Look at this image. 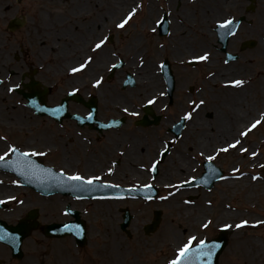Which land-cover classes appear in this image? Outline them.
<instances>
[{
  "label": "rangeland",
  "instance_id": "rangeland-1",
  "mask_svg": "<svg viewBox=\"0 0 264 264\" xmlns=\"http://www.w3.org/2000/svg\"><path fill=\"white\" fill-rule=\"evenodd\" d=\"M36 1L38 0H24L17 6L15 0H0V50L5 48V51H8L10 54L12 53L9 48L15 43L14 35L18 39L21 37L23 40V30L21 33L14 34V32H9L6 29L7 21L15 15V12H22L26 16L27 23L24 31L28 30L33 22L37 24L40 15L46 14L45 11L51 14L61 13L67 16L69 14L70 20H76L77 29L82 30L86 35L84 39L90 40L94 36L90 38L87 36L88 34L85 32L84 28H82L83 24H91L97 20L102 26L106 22L115 24L116 22L118 23V20L123 15L128 14V12L136 8L137 5H140L141 7L137 8L135 15L123 28L124 30L120 31V37L118 36L113 40L114 45L121 43V51L125 48V42L127 40L141 44L145 48L144 58H141L143 64L149 62L151 63V67L152 65L153 67L156 66V62L161 60L163 52L164 55L172 61L173 58L168 56L170 52L167 50L173 45L172 48L176 50L175 58L177 62L179 60L184 61L188 58L198 57L207 52L209 54L208 59L205 61L198 60L196 67H187L185 69L181 66L175 67L174 73L178 80L179 97H175L173 103L174 110L171 108L170 115L173 113L182 114L186 109L193 107L189 104V101H196L198 103L200 100H203L204 104L194 112L191 120L192 122L187 126L185 133H187V130L192 133L195 132L196 135L201 132H204V134L210 132L212 138H209L211 139V146L207 149L203 148V144L200 145L197 142L196 144L188 143L189 141L187 138L181 139L180 143H178V148H180V150L182 148L184 149L181 151L182 154L180 155L187 159L185 169H178L177 175L173 174L171 177H167V173H171L168 169H174L173 167L177 165V163L171 164L170 161H163V164L160 166L161 175L159 174L160 176L157 177L154 182L159 192L158 195L152 199L121 197L117 198L116 202H114L112 199L76 200L72 197L68 198L62 195L40 198L35 193L27 191L25 188H6L8 192H4L5 188L1 187L0 197L11 194L14 195L16 193L14 200L20 202L19 207L13 213H9L8 209H0L1 218L13 222L16 216H22L28 209L35 207L38 209L39 221L41 223L50 221L60 222L70 218L63 212L67 203H70V205L80 211L81 217L85 221L87 231L85 245L77 247L72 237L48 238L42 234L40 229L34 230L31 235L23 241L22 250L24 254L22 259L18 261L14 259L8 260L10 252L8 247L4 246V253L0 255L4 256V264H118L115 259H108V249H103L106 245V241L103 240L105 232L101 222L105 221L103 213L107 211L113 218V226L117 229L118 240L122 242V248L124 249L123 256L126 254V258H122L120 264H168L170 260L176 257L179 248L187 242L189 236L196 237V240L193 242L194 244L198 240L217 235L222 222L221 220H217V217L219 212L225 209L223 206L219 208L215 206L219 196L226 199L225 206H227L228 209L238 214L236 218L237 222L242 219L249 221V225L240 229L238 233H247L246 231H249L254 234V239L258 243L260 253L255 258L244 259L245 257H243L240 251L250 252L251 247H240L237 239H235L236 243H234L232 241L234 238H232V228H226L228 242L220 254L218 264H264V224L253 226L252 223V219L254 218L264 221V173L261 167V165L264 164V118L261 119V123L246 137H240V140L247 141L251 151L258 153L257 156L252 157V159L256 160L251 167L246 166V163H250L252 159L242 161L237 167L244 176L258 177L257 181L259 186L255 192L256 196L249 197L246 195L247 189L243 182L234 189L224 191L223 189L220 190V185H218L220 180L215 182L210 190L203 189L202 187H181L179 189L169 187V185H176L181 181L188 180L190 176L199 175L202 171L201 163L204 159H207L208 156L214 157L212 161L223 170V177H236L237 174L233 173L235 167L232 165L230 153L217 154L215 151L221 144H225L228 139L218 138L217 140L216 137L213 136V129L209 131L205 126L198 127L196 124L201 121L200 119L212 123V119L214 118L212 113L223 112L221 106L224 100L227 99L226 97H233L234 94H236L233 93V91L243 86L235 87L230 82L237 79L243 80L244 75L248 76V80L251 82L247 84L245 89L248 91V101L252 104L261 103V94L258 93L259 81L250 77H260L261 72H264V61L262 60V56H258L261 54L260 45L262 42L264 43V35L261 34L259 22L260 15L263 13V0H255V8L253 10H246V6L241 7L240 12H243L246 19L250 21V25L242 23L236 36L232 38V42L230 41L228 50L231 52L235 51L239 54L238 60L231 63H226L221 53L215 50L213 47L214 45L211 46L210 44L214 42V40L212 41L213 36L211 35V30L215 26V23L226 19L230 15L235 16L233 13L235 0H231L229 5L223 3L213 5L211 7L213 13H211L216 16L211 19L209 23H201L202 16L193 12L194 8L197 6V3H195L196 0H129L125 5L123 0H51V4L47 3V5L40 8L42 11L37 21H35L36 15L34 8L36 7ZM52 2L58 4H53ZM77 3H79V7H75ZM122 5L125 7L122 8ZM148 7L152 8L150 17H148ZM121 8L122 10L118 11ZM72 9L77 10L76 16L70 14ZM163 12L168 14L169 34L166 38H159L151 29ZM236 13L239 12L236 11ZM208 14L206 16H208ZM175 23L181 25L184 32L189 33L187 38L181 39V36L174 35L172 25ZM252 24L255 26L254 32H252ZM37 30H40L38 25L36 29L33 28L32 31L35 40V47L33 49L35 51L40 49L39 41L42 39V37L40 38L37 34ZM71 33H76V31H72ZM69 39L70 38H68V41ZM246 39L254 40L255 44L253 47L239 49L241 40ZM178 41L182 44L180 45ZM163 44L164 46L160 47V45ZM178 46L180 47L179 51H177L176 48ZM5 51L1 53L0 61L4 57ZM213 52L214 57H212ZM75 55L76 54L72 56ZM8 59L12 62L10 58ZM229 65H231V67L227 68ZM222 68L226 70L223 73H218L220 70L222 71ZM210 73L212 75H209ZM216 74L218 78L212 81L211 78ZM146 82L147 81L144 83L146 84ZM144 83L138 87L140 88V92H143L145 87ZM107 87L112 89L115 93L118 91L112 86ZM189 87H192L191 91ZM145 89L149 91L152 90V87ZM150 94L151 92L142 95L140 100L143 101ZM1 95H5L4 92L0 94V114L3 112H16L26 117L27 114L24 113L26 109L15 104L17 97H10L9 102L15 105L9 107V104H5L4 106L1 101V98H3ZM119 96H122V94H119ZM128 97L130 96L128 95ZM57 98L58 97H50V101H55ZM260 109L261 104L258 110ZM29 120L35 121L37 118L31 116ZM7 126L12 131H17V133L21 128H25L23 121L17 123L12 122L9 125L7 124ZM41 129L49 131L48 120L42 123ZM261 135L263 136L261 137ZM235 136L237 139V135H232L228 138L232 140L235 139ZM39 148H41V146H39ZM177 153L172 154V159L178 155ZM241 156L243 157V155ZM55 162H58V157H55ZM58 166L62 165L58 164ZM143 180L145 181L146 179ZM144 181H128V183L135 185L145 183ZM5 182H8V185L12 184L9 183L7 179ZM118 183L126 184L127 181ZM170 192L173 194L169 195ZM161 197L168 198L161 199ZM172 197L174 198L172 199ZM171 200L181 204L182 207L192 206L196 210L200 207H206L209 211L205 212L202 216L203 219L201 222L194 219L195 213H193L186 217L181 216L177 219L178 224L172 225L171 220L176 218L178 214L177 211L171 208ZM185 201H188V203H185ZM209 201H211V204H209ZM121 207H127L133 216L128 226L129 235L120 229V222L122 221V213L120 212ZM155 209L161 210L160 223L154 232L145 234L143 227L152 219ZM10 210L12 211V209ZM205 220L212 221L207 229L200 227L201 223ZM1 250L2 248L0 247V253H2ZM234 252L236 254L232 255Z\"/></svg>",
  "mask_w": 264,
  "mask_h": 264
},
{
  "label": "flooded vegetation",
  "instance_id": "flooded-vegetation-1",
  "mask_svg": "<svg viewBox=\"0 0 264 264\" xmlns=\"http://www.w3.org/2000/svg\"><path fill=\"white\" fill-rule=\"evenodd\" d=\"M108 33H112L111 31ZM103 35L102 30H93L90 37L92 39L86 41L83 36L75 37V41L80 40V45L77 46L76 55L67 59L66 62L52 63L47 61L48 58H61L67 56V52H64L62 47L57 51L54 47L46 46L49 50H43L39 52L30 53L25 50L21 53V61L13 62L8 67L0 66V75L6 78L5 84L12 85L16 95L8 94V97H23L16 91L15 87L24 90V84H37L38 90L42 91L44 86L47 88L45 97H63V95L69 90H75L77 96L80 97L79 102H71L68 105V112L73 115L79 116V121L72 119L71 117H64L59 124L53 125L50 123L49 131L44 133L32 135L29 138H25L21 141V144L25 149L34 151L47 150L46 158L48 162L58 165L61 164L64 169H67L68 173L79 172L83 176H100L104 175L110 179H117L122 177L125 179L136 177L137 179H143L147 176V170L144 168L148 164L150 158L156 157L158 154V146L163 145L168 139H176L174 136L167 132H161L156 127H140L134 125V121L140 116H132L121 113L119 108L121 105L126 106L135 112H140L139 104L130 101L126 97H104L106 103L103 104L100 98H98V111L97 117L100 121L106 122L110 118L124 116V124L117 129H104L99 130L94 123L93 126L85 124V116L88 110L85 107V85H92L93 81L102 78V83L107 86L114 83V81H122L126 74V70H119L111 80L107 79L109 69L111 65L120 58L115 55L114 49H120L121 43L113 45V40L116 36L112 35L111 43L105 48L107 50V57L103 64L99 67L89 70L94 63L97 62L100 52H93V60L89 66L79 73L72 74L69 72L71 67L78 66L82 63L86 57L85 43L99 42ZM107 37V36H106ZM55 43H59V40H55ZM131 46L126 44L125 52L128 53ZM52 51V52H51ZM140 54V50L135 52ZM126 63V61H125ZM124 63V64H125ZM134 64V63H133ZM142 66H137V70ZM175 74V73H174ZM37 82V83H36ZM101 83V84H102ZM2 82V88H6ZM0 85V86H1ZM99 87V86H98ZM25 91V90H24ZM100 91V88L97 90ZM178 80L176 79L174 97L178 95ZM26 92V91H25ZM97 97H100L97 95ZM163 101H156L154 106L158 113L162 115V122L172 123L177 115L173 113L166 118L163 113L160 112V108L163 105ZM35 118V116H32ZM25 126L35 125L34 120H22ZM50 122H52L50 120ZM31 131V129H29ZM153 139L157 141L153 151H144L145 145H143L139 151L143 152L141 157H131L127 159L126 150L134 140L143 141L148 145V141ZM121 140V144H116L115 141ZM41 146V148H39ZM173 147V143H170L168 153ZM55 157H58V162H55ZM65 159L68 160L65 162ZM126 163H129V167L140 171V174H134L128 171V168L121 175L117 174V169L122 167H128ZM121 167V168H122ZM109 169L112 172L109 173ZM128 172V173H126Z\"/></svg>",
  "mask_w": 264,
  "mask_h": 264
},
{
  "label": "bare ground",
  "instance_id": "bare-ground-1",
  "mask_svg": "<svg viewBox=\"0 0 264 264\" xmlns=\"http://www.w3.org/2000/svg\"><path fill=\"white\" fill-rule=\"evenodd\" d=\"M231 0H196L195 3H197V6L194 8L193 12L197 13L198 15L202 16L201 19V23H209L211 19H213L216 15H213L212 13V6L213 5H217V4H228ZM129 2V0H123L124 5L127 4ZM264 2V0H263ZM123 6V5H122ZM224 6V5H222ZM125 6H123L122 8H124ZM122 8L118 11H121ZM115 12V11H114ZM147 12H148V17H150L151 12H152V8L148 7L147 8ZM212 12V13H211ZM116 13V12H115ZM209 13V14H208ZM208 14V16H206ZM102 16V15H101ZM260 31L261 34L264 35V4H263V13L260 15ZM100 23L97 22H93L91 24H83L82 28H84L85 32L87 34H89L90 30H99L100 29ZM103 27V26H102ZM81 28V29H82ZM172 29H173V33L174 35H179V37L181 36V39L187 38L189 36L188 32H184L183 27H181V25L175 23L172 25ZM172 33V32H171ZM230 41L232 42V39H230ZM229 41V44H230ZM75 42L73 44L72 48H78L77 46H75ZM178 43L181 45L182 43H180V41H178ZM132 46V44H128V47ZM177 49L179 50L180 47L178 46ZM263 52H262V51ZM260 55L258 56H262V60L264 61V43L262 42L260 45ZM107 57V51H103L100 52V56L97 59V62L94 63L93 67L91 66L89 73L91 72V70H94L95 68L99 67L100 64H103V62L105 61ZM212 57H214V52L212 54ZM252 59V58H251ZM211 63L213 64V62L211 61ZM246 63V62H244ZM231 65L227 66V68H230ZM226 69L222 68V71L220 70L218 73H223ZM138 76L136 77V81L138 84H142V82L146 79L147 82L145 84V88H151V87H156V85H159L161 83L159 76L152 73L150 71V66H144L141 67L140 69H138ZM250 76V75H249ZM243 81L244 83L242 84L243 86L239 87L237 90H234L233 93L234 94L233 97H226L227 99L224 100L223 104H222V109L223 112L221 113H212V116H214V118L212 119V123L209 121H205L200 119V122H197V126L198 127H203L205 126L207 128V130L209 129V131L211 129H213V136L216 137V139L218 140V138H223V139H228V141H226L225 144H221V146H219L218 148L224 147L226 144H230L233 142L234 139L230 140V136L232 135H237V139H240L239 136V132L243 131L246 127H248L251 123H253L255 120H260L262 118H264V72H261V76H257L255 77H250L256 81H259V90L258 93L261 94V103H256V104H252L248 101V91L245 90L247 84H250L251 82L248 80L249 77L248 76H243ZM218 78L217 74L215 76H213L211 78L212 81H214V79L216 80ZM144 86V85H143ZM106 90L103 91H99L100 92V99L101 101H103L102 103L105 104V98L104 95L106 93H104ZM261 104V109L258 110L259 106ZM198 121V120H197ZM208 123V124H207ZM207 124V125H206ZM253 131V129H252ZM251 131V132H252ZM204 132L198 133L196 135L195 132H189L187 134V139H188V143H194L196 144V142L198 144H203V148L207 149L209 146H211V139L212 136H210V132H206L204 135ZM263 135H261L262 137ZM236 139V136L234 137ZM253 142V141H251ZM116 144H121L122 141L121 140H117L115 141ZM145 145V149L144 151H153L155 145H157V141L156 139H150L148 141V145L143 142V141H139V140H134L132 142L131 145H129L128 149L126 150V156L127 159L133 157H141L143 155V152H140L139 149ZM214 146V145H213ZM144 147V146H143ZM247 148L248 151L246 153H241L240 152V148ZM217 148V147H216ZM184 149L182 148L180 150L179 153H177L178 155L173 159L170 160L171 164H174L175 162L177 163V165H175L172 169H168L169 171H171V173H167V177H171L173 174L177 175V170L179 169H185V163L187 162V159L180 155L182 154L181 151H183ZM253 151L250 150V147H248L247 141H243L241 140V144L237 145V147L235 149H229L228 153H230V157L232 159V165L237 168L240 163H242V161H248L249 159H252V153ZM243 155V157L241 156ZM256 159H252L250 161V163H246V166H252L255 163ZM68 160L65 159V162H67ZM128 165V167H124V168H119L117 169V174L121 175L122 173H124L126 171V169L128 168V171L133 172L134 174H140V171L133 169L131 167H129V163H126ZM258 179L253 180L252 176L248 177V176H239V178H232V177H228L227 179H222L220 182H218V185H220V190L223 189L224 190H230V189H234L236 188L241 182L244 183V186H246V195L249 197H253L256 196L255 192L258 189ZM169 184V183H168ZM1 188V187H0ZM264 192V191H263ZM262 192V193H263ZM221 194V193H220ZM4 197V196H3ZM174 197H172L173 199ZM172 204H171V208L175 211H177V217L173 218L171 220V224L173 225H177V219L180 218L181 216L186 217L190 214L195 213V217L194 219H196V221H202L203 219V215L205 214V212H208V208L206 207H200L199 209H195L192 206H184L182 207L181 204L175 203L174 200H171ZM226 205V199H224L222 196H219L218 200H216V208H219L220 206L225 207V209L221 210V212H219L217 220H221V226H223L224 224H229L232 225V238H233V242L236 243L237 239L239 241L240 247L242 246H248L251 247V251H240V253L243 255V257L246 258H255L259 255L260 253V248L258 247V243L255 241L254 237L255 235L250 233L249 231H246L247 233H238V231L240 229H236L234 227L235 223H238L236 221V218L238 216V214L236 212L231 211L230 209L227 208ZM111 213V212H109ZM103 217L105 219V221H102V228L105 232V237L103 238L104 241H106V245L103 247V249H108V259H115V261L120 264L122 258H126V254H124L123 256V252L124 249L122 248V242L120 240H118L117 237V229L113 226V218L111 215L108 214V211L103 213ZM252 223L254 225V222L257 220L256 218L252 219ZM112 223V225H111ZM220 224V223H219ZM109 233H108V231ZM238 244V245H239ZM236 253H232V255H235ZM239 254V252H238ZM113 257V258H112Z\"/></svg>",
  "mask_w": 264,
  "mask_h": 264
},
{
  "label": "snow or ice",
  "instance_id": "snow-or-ice-1",
  "mask_svg": "<svg viewBox=\"0 0 264 264\" xmlns=\"http://www.w3.org/2000/svg\"><path fill=\"white\" fill-rule=\"evenodd\" d=\"M139 7H141V6L137 5L136 8H133L115 26L119 29H123L125 27V25L129 22V20L135 15L137 8H139ZM157 23H160V21H157ZM217 24H218L219 28L226 29L228 34L232 35L235 33V29H233L231 27V25L233 24L232 19H225L223 21H217ZM107 40H108V37H104L103 39H100L99 42L95 43L92 46L91 51L96 52L98 49H101L102 46L105 45ZM208 57H209V54L207 52H205L203 55L195 57V59L200 60V61H205L208 59ZM92 60H93V57L91 55L87 56V58L84 59L82 63H79L78 66L71 67L69 69V72L72 74L81 72L87 66H89L91 64ZM140 63L143 64L142 59H141ZM112 67L116 68V67H119V65L114 64V65H112ZM209 75H212V74L210 73ZM101 83H102V78L96 79L93 81V87H98L101 85ZM230 83L235 87H239L244 83V81L237 79V80L231 81ZM8 91L12 92L13 88H9ZM153 102H154L153 100L148 101L149 104H151ZM189 104L192 105L193 107L191 108V110L189 112L185 113V115L182 117V119L185 121L190 120L192 118L193 112H195L201 105H203L204 101L200 100L198 103L196 101H189ZM124 111L128 112V109L125 108ZM133 115H135V113H133ZM89 118H91V114H89ZM112 123L115 124L118 122L113 121ZM260 123H261V120H255L248 127H246L243 131L239 132V136L240 137H246L252 131V129L256 128L257 125H259ZM111 126H112L111 124L103 125V127H106V128L111 127ZM6 139H7L6 137L0 136V140H6ZM240 144H241L240 139H234L232 143L226 144L224 147L217 148L215 151L217 154L226 153L229 151V149H235L237 147V145H240ZM163 151L166 152V149H164ZM247 151H248L247 148H243V147L240 148L241 153H246ZM10 153L16 155L17 159L23 163L24 168L26 169L27 172H31L33 175L37 174L36 166L33 165V163L27 159L30 155H37L38 154L37 152H35L34 150L20 152V150L15 145H8L7 151H5L2 155H0V161H4L5 158L9 156ZM39 155H44V153H39ZM251 155L253 157H255L258 155V153L253 151L251 153ZM207 159L212 160V159H214V157L208 156ZM158 163H159V161H153L152 166L149 169V171L155 172L157 170ZM261 167L264 168V165H261ZM38 171L40 174H43L45 176H48V177L52 176V170L51 169H39ZM108 171H109V173H111L112 169H109ZM233 173L237 174L236 178H239L240 175H243V173H241L240 170L237 168L233 169ZM21 174L23 175V174H25V172H22ZM59 177L63 178V181L74 182V183H77L79 185H87V186H93L94 184H96V182H98L102 179V177L96 176V175L85 177V176L81 175L79 172H74L72 174H68V173H65L63 169L60 170ZM221 178L227 179L228 177H221ZM252 179L256 180V179H258V177L252 176ZM13 183H17V181H13ZM188 183H190V181H181L179 184L169 185V187L179 189L183 185L188 184ZM102 186L103 187H117L114 185H109L107 183H105ZM144 187L151 188V185H144ZM172 194L173 193H171V192L169 193V195H172ZM167 198L168 197H161V199H167ZM8 199L13 200V199H15V197L10 196V197H8ZM0 203H3V201H0ZM185 203H188V201H185ZM209 204H211V201H209ZM211 223H212L211 220H205L201 223L200 227L207 229L211 225ZM260 224H264V221L256 220L254 222L253 226L260 225ZM248 225H249V221L246 219H242L238 223H235L234 227L236 229H242ZM76 227H77V229L79 228V226H76ZM223 227L224 228H231L232 225L224 224ZM65 229L68 230L69 226L66 225ZM4 238H5L4 236L0 235V239H4ZM195 240H196L195 236H189L187 242L184 243L183 246L179 248L175 259L170 260L168 262V264H192L193 258H196V259L206 258L207 260L210 261L211 257L215 254V251L219 247V245L215 244V243L208 244L205 240L201 239V240H199L198 244L195 245V249H193V242Z\"/></svg>",
  "mask_w": 264,
  "mask_h": 264
},
{
  "label": "water",
  "instance_id": "water-1",
  "mask_svg": "<svg viewBox=\"0 0 264 264\" xmlns=\"http://www.w3.org/2000/svg\"><path fill=\"white\" fill-rule=\"evenodd\" d=\"M223 43L224 44L226 43V38H224ZM73 213L75 214L74 215L75 216V220L74 221H71V222H68L66 224L60 225V226H62L61 229H63V230L62 231L60 230L58 232V234L70 233L75 228L77 229L76 226H79V228L76 231V234L78 235V236H76V238L79 239L80 244H83V242H84V229H83L84 227H83V222L79 219L78 213L76 211H74ZM33 216H35V214H31V216H29V218L30 217H33ZM159 218H160V212L159 211H156L155 212V217H154L153 221L150 224H147L145 226V231L146 232H149V231L154 230L156 228V226L158 225ZM129 219H130V216L128 215V213H126L124 215V222L122 224V228H124L128 224ZM1 224L4 226V223H2L0 221V225ZM66 225H68L69 227H72V229L66 230L65 229V226ZM32 226H34V225L25 224L24 223V225H21L20 228H18V227L16 228L17 232L14 230V228H12L10 230L13 233H17V234H13V235L9 236V239L12 240V241H14L15 244H16V246H14L15 252H17V253L19 252V244H20L19 241H21L24 238V236L27 234V232L30 230V228ZM51 226H53V225H51ZM6 228H9V227H6ZM46 234H47V232H46ZM206 242L208 244L215 243V244H218L219 245V247L215 251V254L211 257L210 261L207 260L206 258H200V259L193 258L192 264H217L218 255L220 254V252L222 251L223 247L226 244L225 231H221V234L219 235V237L217 239H213V240L206 241ZM193 249H195V246L193 247Z\"/></svg>",
  "mask_w": 264,
  "mask_h": 264
}]
</instances>
